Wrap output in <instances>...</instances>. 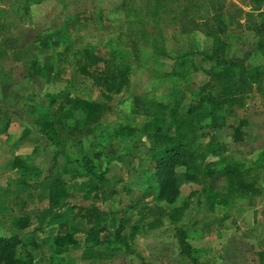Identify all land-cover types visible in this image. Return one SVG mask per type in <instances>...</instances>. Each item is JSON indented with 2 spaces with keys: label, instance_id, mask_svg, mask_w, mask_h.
<instances>
[{
  "label": "rangeland",
  "instance_id": "1",
  "mask_svg": "<svg viewBox=\"0 0 264 264\" xmlns=\"http://www.w3.org/2000/svg\"><path fill=\"white\" fill-rule=\"evenodd\" d=\"M217 40L225 44L229 57L243 61L245 69L258 78L244 108H224L225 127L204 135L205 142L226 148L223 158L234 161L233 152L240 145L233 141V128L249 112L264 117V2L0 0V138L8 133L10 140L27 143L21 152L24 156L18 157L22 167L11 168L7 177L0 174V237L20 239L18 257L31 255L34 264H193L179 253L175 232L182 226L198 264H260L264 196L249 201L244 211L216 207L212 214L205 213L204 201L196 210L192 197L184 221L134 236L130 241L133 253L122 249L112 258L93 260L85 259V254L92 251L109 256L115 248L93 251L82 246L61 256L54 253L53 238L60 227L80 240L85 232L84 221L76 219L71 206L95 203L112 213L106 222L110 230L122 220L124 233L129 234L144 205L171 211L199 190L186 181L185 169L179 167L175 170L179 196L174 204H167L157 194L143 198L157 185L147 157L146 120L132 114L131 99L140 95L167 104L180 91L216 95L210 56ZM45 41L48 45L43 47ZM84 50L129 68L128 88L113 97V111L94 127L81 126L79 113L61 123L67 97L103 102L91 81L77 72L75 61ZM49 123L60 132L57 145L43 134L51 132ZM127 128L135 133L127 135ZM1 142L0 149H4ZM57 149L64 158L56 160L60 156L54 157ZM11 157L3 160L0 154V165L9 164ZM87 159L95 164L97 173H104L101 182L84 170ZM254 164L243 163L245 167ZM255 172L257 185L264 191V170ZM90 184L100 186L96 197ZM56 216L61 218L55 221ZM224 216L228 218L223 227L213 226L210 235L189 229L192 220L201 223Z\"/></svg>",
  "mask_w": 264,
  "mask_h": 264
},
{
  "label": "trees",
  "instance_id": "2",
  "mask_svg": "<svg viewBox=\"0 0 264 264\" xmlns=\"http://www.w3.org/2000/svg\"><path fill=\"white\" fill-rule=\"evenodd\" d=\"M256 3L264 0H254ZM43 47L48 42H42ZM187 56V55H185ZM214 65L211 69L212 81H215L218 92L214 96H207L201 91L199 94H190L180 91L175 94L170 103L163 104L153 98L134 95L131 99V112L133 115L145 118L143 132L150 142L147 157L151 164L156 189L151 188L143 198L157 194L159 199L167 204L175 203L179 196L176 184L175 170L179 167L185 169V179L188 183L197 185L199 190L192 191L188 199L180 206L166 211L161 206L144 205L137 221L130 226L129 234H125L123 221L116 228L110 230L106 222L111 212L100 209L95 203L87 206H71L75 209V217L84 221L85 232L82 239H77L71 232L58 229L53 238L54 253L61 256L87 246L91 250L96 248H115L109 256L97 252L86 253L85 259L112 258L113 255L125 249L133 253L130 241L134 236L148 231H155L165 224L178 225L185 220L190 209V199H195V209H199L204 201L205 213L212 214L216 207L233 208L239 200L257 199L264 196L258 185V174L255 171L264 170V156L257 160L254 166L245 167L243 164L223 158L225 147H218L212 141L205 142L204 135L209 130H221L226 125V116L222 111L226 107L244 108L251 91L252 84L256 83L257 76L253 77L244 66L243 61L229 57V50L220 40L216 41V48L210 56ZM79 75L91 81L93 88L97 89L103 102L90 101L80 97H67L63 104L61 120L71 121L76 113L81 114L80 125L94 127L104 116L113 111L111 102L113 97L121 94L129 86V68L114 61H107L90 50H84L75 61ZM29 78L31 77L28 76ZM204 90V89H201ZM48 113L44 112V116ZM245 121L233 128V141H241L244 137L242 131ZM50 124V133L44 131L52 145L58 144V132L53 123ZM134 129L127 128V135H133ZM99 157V154H96ZM95 159V156L93 157ZM12 169L21 168L19 159L12 160ZM86 173L101 182L104 173H97L96 166L91 159L85 160L83 165ZM92 194L96 197L100 186L90 184ZM264 216V210L261 213ZM49 213L43 217H48ZM61 216L53 219L57 221ZM228 218L204 219L201 223L192 220L189 229L193 232H203L210 235L213 226L223 227ZM43 223V218L40 221ZM26 223V222H23ZM21 227L25 224L21 223ZM179 244V253L183 259H189L198 264L194 258V249L188 243L187 231L182 227L176 229ZM22 242L17 237H0V264H34V258L18 257V248ZM90 254V255H89ZM260 264H264V253L258 254ZM63 264H72L63 263Z\"/></svg>",
  "mask_w": 264,
  "mask_h": 264
},
{
  "label": "crops",
  "instance_id": "3",
  "mask_svg": "<svg viewBox=\"0 0 264 264\" xmlns=\"http://www.w3.org/2000/svg\"><path fill=\"white\" fill-rule=\"evenodd\" d=\"M62 109H63V107H62ZM249 114H250L249 117L244 118V121L246 123L242 129V131L244 133L243 139L241 141L234 142L235 144L240 145L233 152L234 161H237L238 163H242V164L243 163L254 164L257 160L261 159L264 156V117L260 118L259 115H256L258 117L255 118L256 117L255 114H254V116H252V114L250 112H249ZM58 121H60V120H58ZM62 122L63 121L61 120V123ZM55 129L57 130L58 134H60L59 130L57 128H55ZM21 132L23 133V135L25 134L24 130H21ZM19 136H22V135H19ZM0 139H3V140H0V141H2L1 143L4 146V149H2V148L0 149L1 158L2 159L4 158L3 160H5V158H8V157L10 158L11 155H12L11 158L13 160L15 158L19 159L18 157L24 156V153H21V152L23 150V147L26 146L27 143L23 145V142H24L23 140H20V139L18 141L17 140H15V141L10 140L11 136L8 133L3 134ZM18 142L20 144H18ZM58 143H59V141H58ZM12 150H14V154H12ZM58 152L60 154H58ZM61 154H64V153L60 152V150L57 149V152L54 155V157L57 158L59 155L60 156L56 160H58L60 157L64 158V156ZM22 162H26V161H22ZM11 163H12V161H10L9 164L4 163V164L0 165V174L2 177H4V175H6V177L10 176L11 173L13 172V170H11V167H10ZM8 165H9V167H8ZM263 174H264V172H263ZM7 181H10V180L8 179ZM5 185L11 186V183L7 182ZM249 201H258V199L240 200L238 202V204H236L235 209L232 208L231 210L233 212L238 211L239 209H242V211H244V210H246L245 208L248 206ZM234 216H235V214H234ZM238 217L236 215L235 221H237L239 223Z\"/></svg>",
  "mask_w": 264,
  "mask_h": 264
}]
</instances>
